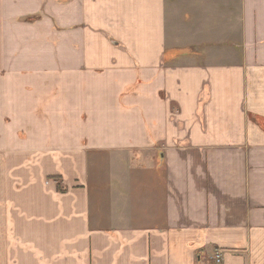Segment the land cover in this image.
<instances>
[{"label": "crops", "instance_id": "crops-1", "mask_svg": "<svg viewBox=\"0 0 264 264\" xmlns=\"http://www.w3.org/2000/svg\"><path fill=\"white\" fill-rule=\"evenodd\" d=\"M0 264H264V0H0Z\"/></svg>", "mask_w": 264, "mask_h": 264}, {"label": "built area", "instance_id": "built-area-1", "mask_svg": "<svg viewBox=\"0 0 264 264\" xmlns=\"http://www.w3.org/2000/svg\"><path fill=\"white\" fill-rule=\"evenodd\" d=\"M215 259H216L217 262L220 260V254H219V253H217V254L215 255Z\"/></svg>", "mask_w": 264, "mask_h": 264}, {"label": "rangeland", "instance_id": "rangeland-1", "mask_svg": "<svg viewBox=\"0 0 264 264\" xmlns=\"http://www.w3.org/2000/svg\"><path fill=\"white\" fill-rule=\"evenodd\" d=\"M64 73H65V71H64V70H62V71L58 72V74H59V75H64ZM63 77H65V76H63Z\"/></svg>", "mask_w": 264, "mask_h": 264}, {"label": "trees", "instance_id": "trees-1", "mask_svg": "<svg viewBox=\"0 0 264 264\" xmlns=\"http://www.w3.org/2000/svg\"><path fill=\"white\" fill-rule=\"evenodd\" d=\"M60 189V188H59Z\"/></svg>", "mask_w": 264, "mask_h": 264}]
</instances>
